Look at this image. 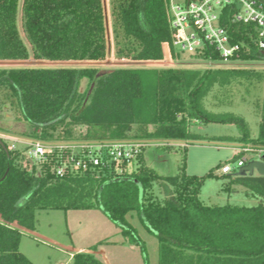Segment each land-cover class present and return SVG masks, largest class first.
Instances as JSON below:
<instances>
[{
    "label": "trees",
    "instance_id": "trees-1",
    "mask_svg": "<svg viewBox=\"0 0 264 264\" xmlns=\"http://www.w3.org/2000/svg\"><path fill=\"white\" fill-rule=\"evenodd\" d=\"M19 3L0 0V61L31 57L104 61L111 34L118 59L162 60L164 44L171 45L173 56L180 58L173 46L170 0H110L111 27L104 0H22V28L31 49L19 28ZM231 26L233 40L246 43L241 59H264L250 26ZM191 55L221 60L210 47ZM84 78L89 84L81 92ZM233 85L247 93L263 85V95H257L256 101L260 110L256 138H250L242 117L212 113L205 104L215 86L224 91L216 99L229 101ZM0 90L20 109L18 118L28 123L21 136L30 139L62 144L128 138L170 143L193 138L192 121L211 120L238 123L242 138L254 143L255 158L264 150V70L10 66L0 67ZM134 125L137 135L130 137ZM82 126L87 132L77 133ZM24 148L0 146V264H34L20 251L21 228L36 231L39 211L94 208L102 210L130 242H138L130 222L136 213L159 239V264H264V175L228 174L248 195L260 198L258 205L209 206L198 196L204 178L187 174L185 162L177 174L164 176L148 166L140 153L132 173L105 167L60 176L56 172L62 161L59 151L39 170ZM245 155L242 150L233 160ZM212 175L213 171L208 174ZM72 264L105 263L91 252H78Z\"/></svg>",
    "mask_w": 264,
    "mask_h": 264
},
{
    "label": "rangeland",
    "instance_id": "rangeland-1",
    "mask_svg": "<svg viewBox=\"0 0 264 264\" xmlns=\"http://www.w3.org/2000/svg\"><path fill=\"white\" fill-rule=\"evenodd\" d=\"M106 14L111 27L110 0H104ZM176 3L184 4V0H176ZM19 28L23 39L29 49L31 46L22 28L21 7L19 3ZM112 35V34H111ZM109 38V55L101 62H53L35 60L20 61V65L0 64V67L10 66H39L56 67L71 66L79 67L97 66L103 69L120 66L139 67L148 66L156 68H248L264 70V59L256 60H231L210 61L192 56L182 51L179 46H174L180 58L176 59L172 53V46L166 45V55L160 62H133L127 59H118L113 51V38ZM165 46V45H164ZM88 80L81 81L80 91L88 87ZM231 96L225 103L218 101L216 95L222 97L223 90L215 86L205 100L206 106L215 114L232 112L242 117L249 130L250 138H256L259 134L260 110L256 107L257 95H263V85L258 88H250L249 93L233 85L230 88ZM225 95V94H224ZM227 97V95L225 96ZM20 109L6 97L0 90V128L22 133L28 130V123L18 118ZM152 129V126H149ZM190 131L193 138L182 141L147 142L143 149V157L148 166L155 169L159 174L172 176L178 173L182 162H185L187 174L204 178L199 192V199L209 206H222L226 204L236 206H256L260 198L248 195L245 187L231 182L228 174L222 172V167L229 164L238 172L237 162L233 159L242 150L246 152L244 158H255L254 143L252 140L242 138L243 129L238 123H226L221 121H192ZM85 134L87 127L77 128V133ZM60 137L58 131L54 134ZM130 137H136L137 125H134L129 133ZM27 141L19 143L18 147H25V155L29 156L31 144ZM17 149V148H16ZM15 150V149H14ZM72 151V150H71ZM67 146L59 148V155L66 160ZM264 150L261 151V153ZM260 156V155H259ZM138 161L133 165L119 170L117 173H132L138 167ZM39 170L45 169V162L37 161ZM213 171L214 175L208 176ZM229 173L233 174L235 173ZM36 231L21 228L22 238L20 251L23 252L34 264H72L73 256L78 252H91L105 264H159V239L151 232L136 213L130 217L138 242H130L109 217L100 209H61L41 210L37 213ZM95 248V249H93Z\"/></svg>",
    "mask_w": 264,
    "mask_h": 264
},
{
    "label": "built area",
    "instance_id": "built-area-1",
    "mask_svg": "<svg viewBox=\"0 0 264 264\" xmlns=\"http://www.w3.org/2000/svg\"><path fill=\"white\" fill-rule=\"evenodd\" d=\"M172 15L173 46L190 54L204 52L208 47L220 54V61L240 60L246 43L233 40L231 25H247L256 33L255 41L264 51V0H184V4L170 0ZM29 141V159L45 162L59 148L68 147L67 159H62L57 174L65 175L74 170H92L110 167L117 173L133 165L148 144L136 139L84 141L62 144L57 141L24 139L0 132V146L7 144L14 150L19 143ZM249 160L242 158L237 168ZM234 167L225 164L222 172L229 174ZM236 172V171H235Z\"/></svg>",
    "mask_w": 264,
    "mask_h": 264
},
{
    "label": "water",
    "instance_id": "water-1",
    "mask_svg": "<svg viewBox=\"0 0 264 264\" xmlns=\"http://www.w3.org/2000/svg\"><path fill=\"white\" fill-rule=\"evenodd\" d=\"M0 64L20 65L21 63L20 61H0ZM236 174L239 176L255 174L264 175V151L260 156L250 159L244 166L240 167Z\"/></svg>",
    "mask_w": 264,
    "mask_h": 264
},
{
    "label": "crops",
    "instance_id": "crops-1",
    "mask_svg": "<svg viewBox=\"0 0 264 264\" xmlns=\"http://www.w3.org/2000/svg\"><path fill=\"white\" fill-rule=\"evenodd\" d=\"M165 46H164V57H167V55H166V50L168 49H166V45L167 44H164ZM168 47H169V45H167ZM168 51H169V49H168ZM96 62H101V61H96ZM146 62H151V61H143L142 63H146ZM155 62H160V60H157V61H155ZM6 132H9V133H7V134H9V135H12V136H18V137H22V138H24V139H30V138H28V137H25V136H21V133H18V132H12V131H6ZM5 133V132H4ZM18 134H20V136L18 135Z\"/></svg>",
    "mask_w": 264,
    "mask_h": 264
}]
</instances>
